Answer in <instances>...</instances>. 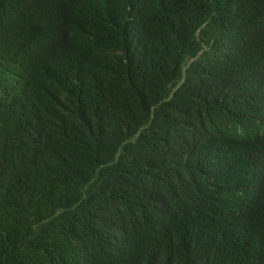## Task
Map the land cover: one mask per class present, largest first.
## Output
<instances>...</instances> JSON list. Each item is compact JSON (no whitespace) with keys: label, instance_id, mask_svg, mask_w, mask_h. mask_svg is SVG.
Here are the masks:
<instances>
[{"label":"trees","instance_id":"16d2710c","mask_svg":"<svg viewBox=\"0 0 264 264\" xmlns=\"http://www.w3.org/2000/svg\"><path fill=\"white\" fill-rule=\"evenodd\" d=\"M0 264H264V0H0Z\"/></svg>","mask_w":264,"mask_h":264}]
</instances>
